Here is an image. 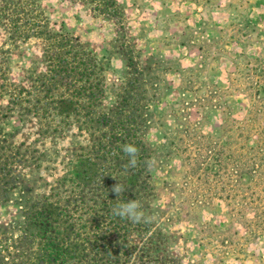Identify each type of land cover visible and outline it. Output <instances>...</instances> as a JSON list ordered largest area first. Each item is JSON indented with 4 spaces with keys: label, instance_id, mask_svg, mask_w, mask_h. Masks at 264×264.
Wrapping results in <instances>:
<instances>
[{
    "label": "rangeland",
    "instance_id": "374dc122",
    "mask_svg": "<svg viewBox=\"0 0 264 264\" xmlns=\"http://www.w3.org/2000/svg\"><path fill=\"white\" fill-rule=\"evenodd\" d=\"M113 1L115 15L80 0H16V7L46 36L65 35L92 58L100 81L95 117L114 110L124 83L137 86L123 106L137 124L142 116L148 176L140 201L153 222L133 236L135 260L264 264V0ZM5 14L0 66L17 84L30 70L43 72L45 42L11 37V9ZM0 129L27 160L0 205V230L14 238L26 202L53 194L90 140L73 121L54 129L10 115Z\"/></svg>",
    "mask_w": 264,
    "mask_h": 264
},
{
    "label": "trees",
    "instance_id": "16d2710c",
    "mask_svg": "<svg viewBox=\"0 0 264 264\" xmlns=\"http://www.w3.org/2000/svg\"><path fill=\"white\" fill-rule=\"evenodd\" d=\"M80 1H89L99 13L117 11L113 0ZM16 6V0H0V16L11 9V37L31 36L45 42L39 57L43 72L30 70L22 82L10 84L0 66V99L6 97L0 120L15 115L22 121L34 119L38 125L54 124V129L73 121L85 129L90 142L69 162L53 194L26 202L17 236L0 230V264H140L133 256V236L139 238L141 226L111 214L116 202L112 186L120 182L127 187L125 199L142 200V178L148 176L140 153L142 116L138 115L137 124L135 111L123 106L128 99L134 102L131 93L137 86H132L133 81L124 83L115 97L125 96L114 110L95 117L100 81L92 58L65 35L46 36L36 21L23 17L22 10L19 17ZM127 143L139 149L135 168L127 167L121 151ZM20 147L13 146L0 129V205L16 186V167L27 163Z\"/></svg>",
    "mask_w": 264,
    "mask_h": 264
},
{
    "label": "clouds",
    "instance_id": "9594fccd",
    "mask_svg": "<svg viewBox=\"0 0 264 264\" xmlns=\"http://www.w3.org/2000/svg\"><path fill=\"white\" fill-rule=\"evenodd\" d=\"M123 154L127 157V167L135 168L139 163V149L131 143L124 144L121 148ZM148 169L153 167L154 162L151 160L144 161ZM111 192L115 196V203L111 208L113 217L129 222L131 224L149 225L153 222L151 216L147 215L142 202L138 199H125L124 194L127 192V187L117 182Z\"/></svg>",
    "mask_w": 264,
    "mask_h": 264
}]
</instances>
